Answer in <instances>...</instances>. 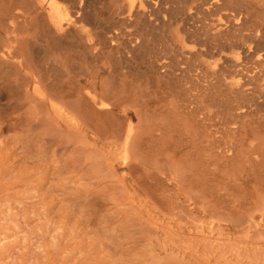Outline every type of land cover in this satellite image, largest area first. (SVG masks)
<instances>
[{"label":"rangeland","instance_id":"1","mask_svg":"<svg viewBox=\"0 0 264 264\" xmlns=\"http://www.w3.org/2000/svg\"><path fill=\"white\" fill-rule=\"evenodd\" d=\"M56 1L62 24L70 25L71 0ZM119 2L84 0V6L81 0L83 15L96 30L82 21L79 32H105L115 22L111 17L122 18L114 13ZM187 5L177 0L167 9L178 7L177 12ZM148 29L141 31L142 53L64 52L66 61L75 60L69 68L86 97L84 107L102 120L92 128L82 121L78 128L70 121L61 127L46 122L48 130L44 120H39L43 128L26 120L16 101L23 100L29 85L23 75L31 64L0 65V264H264V168L256 175L249 160L255 137L249 131L222 132L216 121L203 128L207 102L187 106L184 88L177 87L181 74L163 73L176 53H187L193 44L180 30L175 40L181 42L165 53V37ZM37 46L23 44V59H31L42 76L49 57L51 66L45 67L55 76V49L45 53ZM111 68L124 75L119 85L125 84V93L109 115H99L96 100ZM219 137L222 150L213 145Z\"/></svg>","mask_w":264,"mask_h":264},{"label":"bare ground","instance_id":"2","mask_svg":"<svg viewBox=\"0 0 264 264\" xmlns=\"http://www.w3.org/2000/svg\"><path fill=\"white\" fill-rule=\"evenodd\" d=\"M85 1L88 2V0ZM175 1L177 0H121L120 4L117 7L113 6V8H116L115 15L122 18L115 20V16L111 17L115 22L106 27L104 41L93 44L91 40L82 41V37L77 35V28L74 25L68 27L66 31L56 29L57 26L54 27L52 22L62 21V8L55 0H0V65L11 64L14 66L15 64L22 65L21 63H23L22 66L25 68H28L30 64L32 65V61L28 62L29 58L23 59L21 54L23 43L26 45V39L28 41V37L33 35L28 36L30 34L28 32L31 30H33L31 33L39 30L41 34L39 39L42 44H39L41 46L39 48L45 49L44 47L51 46L58 49V47H61V50H67L69 53L72 51L73 55L80 49L90 50L96 57H102L105 53L113 54L114 52H123L125 55L142 53L145 48V38L142 32L147 31L146 28H150L148 29L150 34L159 31L165 37L166 42H163L164 49L162 51L168 52L165 49L168 45L176 48V44L181 42L179 38L177 41L175 40V34L183 30L185 38L193 44L192 50L179 56L176 53L173 60L170 58L172 60L170 61L172 68H169L168 72L165 71L163 73L170 76H178L175 74L177 72L181 74L178 78L182 81L177 82V84L179 83L177 87L184 88L183 101L187 106L199 103L195 101L207 102L205 114H201L203 117L200 122L203 128H208V126L204 125L205 122L210 124V122L214 123L216 121L218 124L217 128L222 132L228 131L232 135L240 131L252 133L255 137L254 144H256L253 148L254 157L252 155L249 156V160L252 161L254 173L257 175L264 168V0H183L189 4L186 6L187 9L180 8V11L176 12L178 7H175L174 10L170 11ZM167 6H170V10L167 9ZM70 7L73 18H75L76 22H79L83 15L81 0H71ZM182 12L185 14L183 15ZM133 14L136 18H134ZM84 15L86 18L89 16L87 13ZM198 15L201 17H197ZM134 20L138 21L134 23ZM64 38L68 39L65 42L66 46H64L66 48L62 47V39ZM27 51L26 49V53ZM15 52H17V57L14 56ZM18 53H20V56ZM152 56L155 58L156 54L155 56L152 54ZM162 56H165V54H162ZM12 58L13 60L16 59L17 62H14ZM52 60L54 67L52 69L55 72V76L52 77H50V74L48 78L42 77L41 74L38 75L36 73L38 72V67L36 71L30 65L32 71H30L29 66V72L28 69L26 71L24 68L27 73L23 77L29 85L22 90L23 100L16 101V103H18L20 108L25 109L24 112L27 114L25 119L35 120L39 128L45 121V126L49 125L48 130L52 129L50 124L60 126V122L67 123L69 121L73 122L77 128L76 124L81 121L84 124H89L87 126L91 128L94 125L98 126L96 121L102 120L92 114L90 115V112L84 107L83 104L86 97L77 90L75 85V81H77L76 73L69 68V66L74 65L75 60L66 61L63 56H55ZM204 60L207 61L205 62ZM181 65L184 66V69L179 68ZM202 66L205 69H202ZM7 67L9 68V66ZM9 69L12 70V68ZM127 69L129 70V68ZM122 70L125 69L121 68L120 72ZM115 71V68H113L110 78L104 80L101 84L100 97L96 100L99 115H109L112 106L117 105L125 93V84L119 85L123 81L124 75L116 74ZM9 72L5 69L4 74L8 75ZM11 74L13 75V73H10V76ZM58 78L62 80H58ZM120 87L122 88L118 89ZM248 99L250 101H247ZM140 101L142 100L140 99ZM172 103L175 104L176 102L173 101ZM172 103L169 104L173 106L171 108L174 110L175 105ZM196 109V107L189 108L192 112H195ZM38 123L41 124L39 125ZM44 124L41 128L44 127ZM186 124L185 127L187 126ZM196 125L194 124V126ZM105 126L107 127V124ZM28 129L27 126L26 130ZM192 130L190 132L193 133ZM26 132L29 133V131ZM43 134L47 133L44 132ZM47 135H49V131ZM53 136L55 137V134H52V138H54ZM39 137L41 138V135ZM39 137L38 139H40ZM202 137L206 138L208 135L204 134ZM195 139L197 138L195 137ZM206 141L203 140L202 144L204 145ZM222 141V137L216 140L215 144H213L216 145V149H221ZM206 145L210 146L209 144ZM228 147L226 148L227 150ZM232 148H234L233 145ZM209 157H211L210 154Z\"/></svg>","mask_w":264,"mask_h":264},{"label":"crops","instance_id":"3","mask_svg":"<svg viewBox=\"0 0 264 264\" xmlns=\"http://www.w3.org/2000/svg\"><path fill=\"white\" fill-rule=\"evenodd\" d=\"M56 1V0H55ZM57 2V1H56ZM58 4V3H57ZM59 5V4H58ZM60 6V5H59ZM81 20H79V22H76L75 21V18H73V22L70 24V25H64V24H62V22H52L53 23V25H54V27H56V29H61L62 31H66L67 30V28L68 27H71L72 25H74L76 28H77V35L78 36H81L82 38H81V40L83 41L84 40V38L86 39V40H91L92 41V43H93V41H96V42H94L93 44H98V43H100V42H103L104 41V35H106V32H102V33H100L99 35H97V34H95L94 33V35L93 34H90L89 33V30L86 32V36L85 35H83V34H81L80 32H79V30L80 29H82V27L80 28V27H77L79 24H80V22L81 21H86L87 23H89L90 21L89 20H87L88 18H86V17H81L80 18ZM83 19V20H82ZM89 21V22H88ZM92 23V22H91ZM91 23H89V25H91L90 26V30H94V32H95V30H96V28H94V27H92V26H94L93 24H91ZM28 30V29H27ZM29 31V30H28ZM33 30H31V31H29L28 32V36H30V35H32V37L30 36V37H28V41H27V39H26V42H27V45H28V42H29V44H35V41H36V43L38 44V46H37V48L38 49H40V51H42V52H45V53H49V50H51V46L50 47H44L45 49H43V48H39V47H41V46H39V44L41 43L40 42V37H41V34L39 33V30H37L36 32L34 31L33 33H31ZM36 33V34H35ZM26 35H27V33H26ZM36 36V37H35ZM99 36V37H98ZM38 37V41L36 40V38ZM95 37V39H93ZM97 37V38H96ZM35 38V39H34ZM30 40H32V41H30ZM63 40V44H62V47H64V46H66L65 45V42H67L68 41V39H66V38H64V39H62ZM98 40V41H97ZM70 41V40H69ZM34 42V43H33ZM24 44V43H23ZM42 44V43H41ZM40 44V45H41ZM22 48H23V45H22ZM64 48H66V47H64ZM52 49H55V48H52ZM22 50V49H21ZM81 50V49H80ZM55 51H56V53H57V55L59 56V57H61V56H63L64 57V49L63 50H61V47H58V49H55ZM63 52V53H62ZM106 54V53H105ZM19 56H20V54H19ZM30 61H32L31 59H30ZM48 61V62H47ZM29 62V61H28ZM46 63H47V65H49V57H46V61H45ZM44 62V63H45ZM33 63V62H32ZM46 63L45 64H43L42 66H43V70H42V77H44V78H48L49 76H48V69H47V67H45V65H46ZM45 68V69H44ZM112 68H111V71L110 72H112ZM76 88H78L77 86H76Z\"/></svg>","mask_w":264,"mask_h":264}]
</instances>
